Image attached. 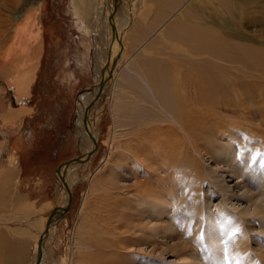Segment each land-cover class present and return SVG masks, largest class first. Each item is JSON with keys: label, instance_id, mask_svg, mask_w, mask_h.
<instances>
[{"label": "rangeland", "instance_id": "obj_1", "mask_svg": "<svg viewBox=\"0 0 264 264\" xmlns=\"http://www.w3.org/2000/svg\"><path fill=\"white\" fill-rule=\"evenodd\" d=\"M29 1L0 0V264H32L40 240L38 235L42 233L45 227L43 225L46 224L50 213L55 207L60 208L67 205L68 194L61 185L57 168L72 157L84 155L85 148L93 149L92 147H94L89 136L79 124L82 114L79 107L80 97L87 94L85 98L89 106L99 90L92 94L88 93L93 88L99 87L103 77L105 79L108 77L105 73L106 61L112 52L109 43L113 38L108 39L106 34L115 35V31L125 20L123 13L125 11L127 13V10L130 9L133 15L132 22L123 29L125 32L124 52L114 70V77L117 75L114 78L115 83L111 84V87L107 82L104 86L107 88L93 102L90 123L92 131L97 135V150L90 160L70 168L67 173L73 195L71 207L64 216L54 221L50 226L43 262V264H106L111 259L108 257L110 235L102 234L97 228L90 234L84 232L80 237V246L89 244L92 247L81 248L77 254L73 244L76 222L79 221L80 215L84 214L85 222L88 225L87 230H91L98 224L106 225L105 223L111 215L116 216L112 197L116 196L119 199L124 197L117 195L116 186L110 185L107 192H105V186H98L95 194L91 195L89 192L87 197L91 182L105 171V167L102 169L100 167L110 152L109 138L114 122L112 108L115 103L122 107L129 105L124 110L127 111L126 115L130 118L138 111L140 112L141 107L147 109L145 111L150 115L160 113L156 109L153 110L151 104L138 100L141 98L140 95L134 93V83L137 81L134 71L138 70V67L149 56H152V53H155L154 56L160 55L162 46H158L157 40L160 39L164 28L182 13L185 3L170 7V11L168 10L170 13L167 10L163 13L156 6L157 0H126L125 11L124 6L122 10L119 5L112 6V2L115 1L113 0L112 8L120 10V12L113 11L112 25L108 0H89V7L82 0H77V2L75 0L80 9V17L74 0H43L39 14L42 26V46L39 54L37 52L35 54L37 48L36 30L34 27L30 28L31 34L30 31L23 30L25 22L31 14L34 18V8L37 7L34 5L37 4L34 0ZM162 6L167 8L164 4ZM98 8L102 12L98 18L101 40L97 37L98 34L90 31L89 24L92 25L94 15L86 16L85 13V9L94 12ZM82 20L86 22L85 29L89 34L83 29L77 28L78 23ZM251 28L253 27H249L250 30ZM107 40L108 45H106ZM37 55L39 59L29 100L25 97L19 99L14 93L15 91L11 89L9 75L14 70V65L22 63L29 67L34 65ZM98 55H100L99 58L105 59L104 69L100 74ZM140 86L143 87V84L140 83ZM228 116L232 117L233 115L228 114ZM232 118V122H234L235 118ZM250 120L253 129L245 127L243 131L236 133V135L244 137L243 143L235 138H230L222 141L224 143L222 145L217 143L219 150L211 149L213 151L210 155H215L216 163L225 159V142L235 141L241 146V150L233 152L238 156L241 155V159L244 158V154L249 156V152L256 148L258 150L253 157V163L261 161L264 164V119L263 123L258 118ZM246 121L249 122V120ZM137 126L133 125L136 132L138 131ZM128 128L129 126H125L123 129L128 130ZM133 130L132 128L130 131ZM245 146L250 150L248 151ZM196 158L197 168L202 173V179L192 182L198 185H192L190 188L200 189L198 192H201L200 195L203 196L200 200L202 208L204 207L209 213L216 215L219 207L223 203H230V201L223 196L222 186H214L218 181L213 179L215 174L211 170H216L220 174L224 169L217 167L215 161L209 159L204 153ZM137 166L140 167L139 170H144L142 163ZM150 166L155 167L151 163ZM146 170L148 171L150 168ZM246 173L249 176L250 170H247ZM161 175L162 183L166 182L164 174ZM227 175L230 174L224 173L222 179L226 178L232 191L248 192L245 188L240 191L236 185L239 181L235 178L231 180V177ZM179 179H182V176H179ZM133 181V176L126 178L123 186L127 189L124 191L132 189ZM179 188L181 189V187ZM97 196L102 197V200L99 199L101 204L96 199ZM182 196L179 211L174 213L176 208L173 206L165 225L157 226V220L153 218L154 229H146V234H134V239L139 240H135L127 250L128 253H131L130 255L118 258L120 264H237L233 258L229 257L230 248L224 246L218 249V261L206 257L207 253H211V247L209 248L204 242L200 243L195 239L199 237L197 235L200 234L198 232L200 228L198 229L197 226L203 222L204 216L201 214L202 211L200 214H194L193 225L185 227L184 223L190 214L185 213L189 205L185 203L187 193ZM231 204L227 206L231 207ZM243 204L245 206L246 202ZM146 207L144 206V208ZM179 212L180 215H178ZM123 218L127 219L128 216ZM245 219L247 221L248 219L255 220L252 223L247 221L245 223L252 227L250 230L252 238L249 245L252 246L250 252L254 253L252 254L254 260L249 264H261V260L259 261L257 258V255L261 254L253 251L258 243L253 239L259 236L261 230L260 219L254 216ZM192 228L195 230H191ZM258 241L263 243L264 239L260 237ZM222 244L225 245L223 241ZM260 252L264 256V247Z\"/></svg>", "mask_w": 264, "mask_h": 264}, {"label": "bare ground", "instance_id": "obj_2", "mask_svg": "<svg viewBox=\"0 0 264 264\" xmlns=\"http://www.w3.org/2000/svg\"><path fill=\"white\" fill-rule=\"evenodd\" d=\"M42 1L34 0L37 3L34 4L37 5L34 8V18L31 14L23 27V30L30 31V34V28L34 27L36 30V32L33 30L37 40L35 54L41 50L42 46V26L39 20ZM82 1L89 7V0ZM112 1L108 0L111 10L110 23L113 25L115 8L112 6L119 5L121 10L124 6L125 11L126 0ZM76 2L74 0L77 7ZM183 2L185 8H182V13L164 28L160 39L157 40L158 46H162L160 55L154 56L155 53H152V56H149L138 70L134 71L137 78L134 83V93L140 95L141 99H138L140 102L151 104L153 110L159 111L160 113L156 112L159 116L150 115L146 113L147 109L141 107L140 112L138 111L130 118L124 110L129 105L128 107H122L118 103L113 105L114 122L109 138L110 152L100 167L101 169L105 167V171L91 182L87 197L89 192L91 195L95 194L98 186H105V192H107L110 185L116 186L117 195L124 197L120 199L116 196L112 197L116 216L111 215L106 225L98 224L91 230H87L88 225L84 214L80 215L73 232V244L77 254L81 248L92 247L89 244L80 246L82 234L93 233L92 231L97 228L102 234L110 235L108 257L111 259L106 264H120L118 258L130 255L131 253L127 250L135 240H139L134 239V234H146L145 230L148 228L152 230L153 218L157 220V226L165 225L167 217L173 210L172 207L175 206L177 210L174 213L179 211L184 193H187L185 203L189 204L185 213L190 214L187 218L185 217V227L192 226L194 216L201 211L204 216L203 222L197 226L198 229L200 228L198 231L200 234L197 235L199 237L195 239L211 247V253H207V258L218 261V249L224 246L230 248V256H228L237 264L253 263L252 254L254 253L250 252L252 246L249 245L252 227L249 226L250 224H245L247 221L245 218L249 216L259 217L261 230L258 237L264 239V164L261 161L253 163V157L258 149H253L254 152L250 151L249 156L244 154V158L241 159V155L238 156L233 152H240L241 146L235 141H228L225 142L224 160L216 163L215 155H210L212 148L219 150L217 143L222 145L224 144L222 141L230 138L243 143L244 137L236 133L243 131L245 127H252L250 119L258 118L260 122L264 119V0H157L156 6L159 10L161 9L160 12L165 13L166 10L170 11V7ZM163 4L167 8H164ZM77 8L80 17V9ZM115 11L120 12V10ZM85 13L86 16L94 15L92 25L89 24L90 31L98 34L97 37L101 40L98 21L101 10L98 8L92 12L85 9ZM124 15L125 20L115 31V35L105 33L108 39L113 38L109 43L112 52L106 61L105 73L108 77L106 79L103 77L99 87L93 88L88 94L100 89L103 92L107 88L104 87L107 82L110 85L115 83L114 78L117 75L114 77V70L124 52L123 29L132 22L133 17L130 9L127 13L125 11ZM85 24L84 20L79 22V29L89 34ZM249 27L253 28L250 30ZM99 57L100 55L97 57L100 74L104 69L105 59ZM38 59L37 55L34 65L30 67L25 63L13 66L14 70L9 75V82L17 98L30 97ZM86 95H81L79 101L82 112L79 124L94 147L93 149L85 148V154L79 156L81 160L66 162L60 166V171H57L61 185L68 194V203L64 207L68 206L70 193L72 194L68 171L90 160L97 150V135L92 131L90 123L93 105L88 106ZM96 99L95 96L92 102ZM228 114L233 115L234 122ZM133 125H138L137 132ZM125 126H129L130 129L124 130ZM132 128L134 130L131 132ZM223 129L224 131H221ZM245 147L248 151L250 150L249 147ZM201 153L214 160L217 167L224 169L220 174L216 170H211L215 174L213 179L218 181L214 186H222L223 196L230 201V203L228 201L223 203L216 215L202 208L200 200L203 196L200 195L201 192H198L200 189L190 188L192 185H198L192 182L202 179V173L197 168L196 161V156L198 157ZM140 163L144 165L143 171L137 166ZM150 163L155 167L150 166ZM145 168L150 170L147 171ZM247 170H250L249 176L246 173ZM224 173L230 174L227 176L231 177V180L235 178L239 181H236V185L240 191L245 188L248 192L232 191L226 178L222 179ZM161 174H164V180H166V182L163 180L164 183H162L163 175ZM128 176L134 177L132 189L124 191L127 188L123 186V183ZM179 176H182V179H179ZM204 195L206 197V194ZM96 199L100 202L102 197L97 196ZM244 202H246L245 206H243ZM228 204H231V207H228ZM144 206L147 207L144 208ZM58 209L52 217L50 213L46 224L43 225L45 227L42 233L38 235L40 240L32 264H43L48 230L54 221L70 210L62 212L63 207ZM126 216L128 218L124 219L123 217ZM254 221L248 219L247 222ZM240 223L242 224L239 225ZM258 237L253 239L258 242L253 251L261 254L257 255V258L261 260V264H264V256L260 252L264 242L258 241Z\"/></svg>", "mask_w": 264, "mask_h": 264}, {"label": "water", "instance_id": "obj_3", "mask_svg": "<svg viewBox=\"0 0 264 264\" xmlns=\"http://www.w3.org/2000/svg\"><path fill=\"white\" fill-rule=\"evenodd\" d=\"M101 93H102V89H100V91L97 93V95H96V98H98L100 95H101ZM91 105H93V102L91 103ZM86 119H87V115H86ZM79 160H81L80 159V157L79 156H75V157H72V158H70L69 160H68V162H74V161H79ZM57 171H60V166L57 168ZM63 178V177H62ZM72 198H73V196H72V194L70 193V202H69V204H68V206L67 207H63V211L62 212H65V211H68L69 209H70V204L72 203ZM58 207H55L54 208V210H53V212H52V215H51V217L56 213V212H58ZM61 212V213H62ZM50 221H51V218L49 219V223H50Z\"/></svg>", "mask_w": 264, "mask_h": 264}, {"label": "crops", "instance_id": "obj_4", "mask_svg": "<svg viewBox=\"0 0 264 264\" xmlns=\"http://www.w3.org/2000/svg\"><path fill=\"white\" fill-rule=\"evenodd\" d=\"M77 28L79 29V26H77ZM81 44V43H80ZM84 46H85V44H84ZM77 60V59H76ZM79 61H80V58H79ZM81 64L79 63V66H80ZM86 65V64H85ZM85 67V66H84ZM80 68H81V66H80ZM29 100V99H28Z\"/></svg>", "mask_w": 264, "mask_h": 264}]
</instances>
